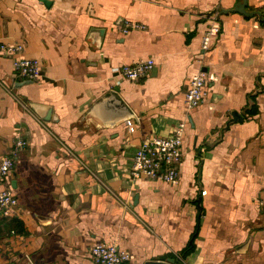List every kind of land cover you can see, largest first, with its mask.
Here are the masks:
<instances>
[{
	"label": "crops",
	"instance_id": "crops-1",
	"mask_svg": "<svg viewBox=\"0 0 264 264\" xmlns=\"http://www.w3.org/2000/svg\"><path fill=\"white\" fill-rule=\"evenodd\" d=\"M239 1L0 0V42L24 43L42 66L40 79L21 84L12 58L0 54V158L28 141L9 176L19 204L9 217L0 210V264H96L97 242L117 243L133 254L129 264H143L182 256L195 235L185 264H264V21L206 15ZM247 8L264 15V0ZM216 20L220 34L204 51ZM131 22L146 28L124 33ZM95 28L104 29L101 43ZM147 58L155 60L148 76L120 75ZM200 70L215 78L203 104L188 109L184 94ZM118 98L139 118L134 132L110 125ZM250 99L256 112L220 139L229 112L253 107ZM29 102L51 107L57 120L41 119ZM181 121L178 184L132 180L142 140Z\"/></svg>",
	"mask_w": 264,
	"mask_h": 264
},
{
	"label": "built area",
	"instance_id": "built-area-1",
	"mask_svg": "<svg viewBox=\"0 0 264 264\" xmlns=\"http://www.w3.org/2000/svg\"><path fill=\"white\" fill-rule=\"evenodd\" d=\"M204 34L201 48L210 50L213 40L221 31L218 20ZM144 29L146 26L137 22L128 23L123 28L124 33L130 29ZM25 45L22 42H0V54L10 56L13 60V68L23 79L38 80L42 76V66L37 58L24 55ZM155 66L154 58L141 59L133 63L124 64L119 73L129 80H140L148 76ZM205 70L195 73L190 79L184 94V101L188 109H194L205 101L208 96V84L214 80ZM129 132L136 130L134 120L126 121ZM186 121L179 122L170 134L166 136L147 135L137 148L129 175L132 180L152 179L168 184L176 185L180 179V167L184 158V134ZM28 141L25 138L16 140L14 147L8 154L0 158V210L5 216H10L17 208L19 201L11 185L9 176L16 164V157L26 148ZM206 191H203L205 194ZM90 257L96 264H129L133 261V254L120 248L117 243L97 242L90 247ZM185 264L182 256L176 258Z\"/></svg>",
	"mask_w": 264,
	"mask_h": 264
},
{
	"label": "water",
	"instance_id": "water-1",
	"mask_svg": "<svg viewBox=\"0 0 264 264\" xmlns=\"http://www.w3.org/2000/svg\"><path fill=\"white\" fill-rule=\"evenodd\" d=\"M43 1L46 2V0H43ZM247 7H248V0H241V1L237 2L232 9H216L212 12H208L206 15L212 16L215 13L228 14L230 12H237V13H240V14L246 16V17L257 16L260 21H264V15L260 10H248ZM95 30H97V33L100 35L99 36L100 38L98 39V41L96 43H101L102 42L101 37H103L102 34H104V29H96L95 28ZM92 32H94V31L92 30ZM92 32H90V34H92ZM32 81L33 80H31V79H25L20 83L25 84L27 82H32ZM259 91L260 90L256 91L252 96L257 95ZM114 94H115L114 92H111V93L105 94L104 96L97 99L94 102V104L90 107L89 111L91 112L95 108H99L101 106L105 107L107 101L112 100L115 97ZM118 100L119 101H117V100L113 101V106H112L113 117L110 120L112 122L110 125H116L119 122H126L128 120H134L135 122H138L139 121L138 116L124 102H122V100L120 98H118ZM253 103H254V101H252L250 99V104L253 105ZM28 104L41 119L46 120V121H50L53 118V120H57L56 115H53V113H52L51 107H47V106L37 104V103H33V102H29ZM249 109H251L250 106L248 108H246L243 113H240L237 110H232L229 112L230 119L226 122L225 126L223 128H221L220 139L223 138L224 132L230 128L231 124L236 123V122H242L244 120V114ZM199 169H200V171L198 173V177L200 179L201 178L202 164H200ZM198 207L200 210V214L202 215L203 214V208L201 205V198L198 199ZM143 264H177V260L175 258L169 257L167 254H164L162 256H159V258H157V259L147 260Z\"/></svg>",
	"mask_w": 264,
	"mask_h": 264
},
{
	"label": "trees",
	"instance_id": "trees-1",
	"mask_svg": "<svg viewBox=\"0 0 264 264\" xmlns=\"http://www.w3.org/2000/svg\"><path fill=\"white\" fill-rule=\"evenodd\" d=\"M256 96H251V98L255 99ZM247 112H249L250 114H253L256 112V105H253V107H251V109H249ZM12 223L14 225V227L18 228V231H22L24 232V225L20 220L17 219H13ZM196 238V235L194 236V240ZM194 240L188 244L183 250H182V257H186L187 255H189L190 253H192L195 250V242ZM179 261V260H178ZM181 263V261H180Z\"/></svg>",
	"mask_w": 264,
	"mask_h": 264
}]
</instances>
